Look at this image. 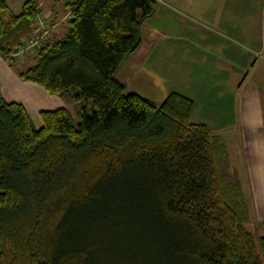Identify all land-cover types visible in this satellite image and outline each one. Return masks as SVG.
<instances>
[{
	"label": "trees",
	"instance_id": "trees-1",
	"mask_svg": "<svg viewBox=\"0 0 264 264\" xmlns=\"http://www.w3.org/2000/svg\"><path fill=\"white\" fill-rule=\"evenodd\" d=\"M64 3L67 32L20 76L92 99V113L83 106L75 124L66 107L43 110L38 127L0 92V264H264L239 155L195 120L192 98L157 104L117 77L157 0ZM34 10L27 0L7 17L0 0V54Z\"/></svg>",
	"mask_w": 264,
	"mask_h": 264
},
{
	"label": "crops",
	"instance_id": "crops-1",
	"mask_svg": "<svg viewBox=\"0 0 264 264\" xmlns=\"http://www.w3.org/2000/svg\"><path fill=\"white\" fill-rule=\"evenodd\" d=\"M26 1L6 0V16L11 13L19 14ZM33 1L35 9L38 5L41 9L55 7L59 15H64L65 10H68L64 0ZM249 14L253 16L250 18L251 22L247 19ZM254 17H257L259 26L262 27V34L258 31L257 37ZM17 27L22 26L18 24ZM263 30L264 0H157L154 13L140 25V46L122 62L117 77L127 85L132 77L146 72L153 85L162 83V75L199 76L198 90L207 91L213 96L212 101L217 103L210 106L214 119L208 114L204 116L199 113L201 102L199 103L195 94L185 90L177 92L194 100L195 120L208 124L215 132L220 133L226 139L228 147L237 153L229 144L226 132L235 125H241L242 131L246 133V122L250 124L253 116L257 123L264 121V58L255 55L246 57L238 44L240 38L259 42L261 36L264 39ZM66 32L63 29L60 36H64ZM13 37H10V41ZM149 59H153V62L147 65L146 61ZM255 76L259 77L256 81ZM0 87L6 100L24 104L38 127L42 125L39 114L41 110L66 107L70 111L65 103L61 104L60 99L51 97L39 85L21 80L1 55ZM11 90L12 96L9 95ZM18 93L20 97L14 96ZM221 104L232 107L231 120L218 110ZM255 107L258 108L256 112ZM249 136L250 134L245 135L244 138ZM262 141L263 145L256 146V151L264 153V139ZM239 161L240 165V155ZM252 173L256 182L264 186V163L256 162ZM242 186L244 187L243 183ZM250 214L255 223L264 221V216L257 218L261 214L259 211H251Z\"/></svg>",
	"mask_w": 264,
	"mask_h": 264
},
{
	"label": "rangeland",
	"instance_id": "rangeland-1",
	"mask_svg": "<svg viewBox=\"0 0 264 264\" xmlns=\"http://www.w3.org/2000/svg\"><path fill=\"white\" fill-rule=\"evenodd\" d=\"M34 11H35L34 22L29 26V29L26 30L25 32L18 33L15 38L12 36L13 39L11 40V45L13 46V48L9 52L8 57L4 56L3 54L0 55L3 57L6 64L9 65L10 68L15 71V73L21 80L28 81L34 85L36 84L39 85L41 88H43L40 84L32 82L30 80H25L20 76V71L22 69H25L28 66L32 65L33 63H35L36 52L27 54L24 57H17L13 52L17 47H19V44L22 42L21 41L22 39H26L27 37L31 36V33H35L37 30H41L44 26L49 30L50 39L62 37L60 36V34L62 33L63 29L64 31L65 29L67 31L68 21L71 18L72 12L70 8L68 10H65V12L63 13L64 15H62L61 13L59 15L58 14L59 11L55 10V7L53 9L42 7V10L35 9ZM250 14L247 18L248 22H251L250 18L253 17ZM41 17H45L43 21L45 20L46 25L45 24L39 25V21L42 19ZM253 20L256 23L255 35L257 37L258 31L259 32L261 31L262 34V27L259 26V20L257 19V17H254ZM60 23L61 24L65 23V24L61 25ZM260 38L261 39L259 40V42H251L250 39L242 40L240 38L238 45L243 48L242 52L246 54V57L247 55L250 56L255 55L258 58H264V39L262 36ZM18 40L21 41L19 44H17ZM151 62H153V59H149L148 61H146V64L148 65ZM192 76L193 75L189 77H185L179 74H172L168 76L162 75L163 78L162 83L152 85L151 83L153 82L151 78L148 75H146V72H143V74L135 75V77H132L127 82V89L128 91L137 92L143 94V96L145 95L146 97L148 96L151 100H153L157 104H160L171 91L185 90L186 92L193 93L198 97L199 103L201 102V105L198 109L199 113L204 116H207L208 114L210 118L214 119L213 115L211 114L212 109H210V106L217 103H214V101H212L213 96L211 94H208L207 91L204 90L203 92L201 90H198L197 82L199 81L200 77L199 76L192 77ZM258 78L259 77L255 76L254 80L256 81V79ZM252 83L254 84V82ZM0 92L2 93L1 87H0ZM9 95L11 96L13 95V90H11ZM14 96L20 97L21 95L18 93ZM50 96L57 97L56 99H60L61 104L65 103V106H67L70 109V114L75 124H78L80 121V112L83 106H86L88 114L92 113V108H93L92 99H90L88 102H82L77 97H75L72 91L68 92L66 95L50 94ZM218 110L221 111L222 114L226 116V118L230 120L232 119L233 109L229 105L221 104L218 107ZM41 111L39 112L40 117H41ZM256 111H258L257 107H255L254 109V112ZM246 123H247L246 133L242 131L241 125L239 127H236L235 125L231 130L227 131L226 134L228 135L227 137L229 140V144L232 145L234 149L237 151V153L240 155L241 164L238 167V173L244 185V187L242 186V189L245 197V202L249 206L250 212L259 211L261 214H258L257 218H261L264 216V210H263L264 186L256 182L252 172L256 162L264 163V153H262L261 151H256V146L263 145L262 140L264 139V121L257 123L256 119L253 116V118L251 117V123L249 124L248 121ZM249 134L250 136L248 138H244L245 135H249ZM252 215H254V213H252ZM263 222L262 223L259 222L258 224L255 222L254 223L251 222L247 226L253 232L254 238L257 239L258 242L261 236L264 235Z\"/></svg>",
	"mask_w": 264,
	"mask_h": 264
},
{
	"label": "built area",
	"instance_id": "built-area-1",
	"mask_svg": "<svg viewBox=\"0 0 264 264\" xmlns=\"http://www.w3.org/2000/svg\"><path fill=\"white\" fill-rule=\"evenodd\" d=\"M37 10H42L39 5L37 6ZM41 18L39 25H46L45 20L43 21L45 17ZM49 34V30L44 26L41 30H37L31 36L23 39L19 47H17L13 53H15L17 57H24L27 54L35 53L42 42L50 40Z\"/></svg>",
	"mask_w": 264,
	"mask_h": 264
}]
</instances>
